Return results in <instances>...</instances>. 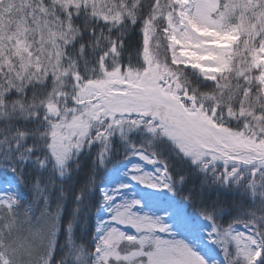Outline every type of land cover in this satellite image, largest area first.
<instances>
[{
    "label": "snow or ice",
    "instance_id": "obj_1",
    "mask_svg": "<svg viewBox=\"0 0 264 264\" xmlns=\"http://www.w3.org/2000/svg\"><path fill=\"white\" fill-rule=\"evenodd\" d=\"M0 264H264V0H0Z\"/></svg>",
    "mask_w": 264,
    "mask_h": 264
},
{
    "label": "rangeland",
    "instance_id": "obj_2",
    "mask_svg": "<svg viewBox=\"0 0 264 264\" xmlns=\"http://www.w3.org/2000/svg\"><path fill=\"white\" fill-rule=\"evenodd\" d=\"M128 163H142V162L135 157H133L130 161L127 162L122 160L117 166H115V170L109 176L106 177L105 183L102 186L110 188L114 186V184L122 181L125 184L129 185L128 188L122 190L124 194L127 195L135 194L137 198H142L145 211L152 210V211H156V214H159V212L153 207V205L157 202L166 200L167 194L162 195L159 190L151 189L145 185L139 184L131 180L129 176L124 175L123 172ZM143 166L146 170L152 169V165L150 164H144ZM163 235H165V237L167 238H171V236L167 233ZM182 236H184V233L176 232L177 239L181 238Z\"/></svg>",
    "mask_w": 264,
    "mask_h": 264
},
{
    "label": "trees",
    "instance_id": "obj_3",
    "mask_svg": "<svg viewBox=\"0 0 264 264\" xmlns=\"http://www.w3.org/2000/svg\"><path fill=\"white\" fill-rule=\"evenodd\" d=\"M122 159H117L116 161H114V164L116 165L118 162H120ZM187 210V212L188 213H191V212H193L194 211V209H191V208H189V209H186Z\"/></svg>",
    "mask_w": 264,
    "mask_h": 264
}]
</instances>
